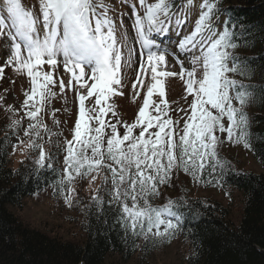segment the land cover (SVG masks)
Masks as SVG:
<instances>
[{"label":"snow or ice","instance_id":"obj_1","mask_svg":"<svg viewBox=\"0 0 264 264\" xmlns=\"http://www.w3.org/2000/svg\"><path fill=\"white\" fill-rule=\"evenodd\" d=\"M121 2L132 9L131 38L124 27L125 14H120L118 28L110 15L113 6L107 0H39V16L26 9L22 0H0V40L6 57L0 65V78L9 67L18 75H27L31 88L25 91L21 107L30 122L24 135L38 139L46 135L51 143L52 136L61 137L63 133L49 128L44 115L57 95L53 71L63 65L71 77L67 85L62 77L58 78L59 90L62 94L66 88L78 85V118L72 139L63 140V169L54 187L71 206L76 179L91 177L94 181L107 173L92 196L97 210L103 212L105 204L114 206L116 222L126 237L167 240L179 230L182 213L178 209L185 201L169 198L165 204L155 205L160 187L170 183L175 170L191 175L194 181H200L206 172L212 179L204 182L216 180L220 186L217 177L223 176L229 164L219 156L222 141L218 133H227L228 141L243 143L245 148L251 146L244 108L252 92L250 86L229 75L243 72L242 58L231 51L239 46L234 39L235 25L230 27L226 21L223 31L214 26L221 13L220 0H202L194 30L177 44L180 52L199 47L200 55L189 61L187 69L179 56L163 44L173 20L177 27L187 22L184 6L173 11L174 0H138L141 15L134 0ZM185 2L192 4V0ZM137 50L141 71L136 82L143 88L141 73H150V83L136 119L129 123L118 118L112 98L123 95L118 90L123 87L121 69L131 65ZM169 55L180 63L178 73L168 70ZM44 65L51 70L44 71ZM176 76L186 86L185 101L192 96L188 109H177L186 116L183 126L180 119L174 121L169 115L172 109L165 98V78ZM137 83L132 85L133 101L140 95ZM154 94H158L156 100ZM86 101L90 103L86 105ZM8 111L17 110L9 107ZM57 111L52 110L51 116L58 128ZM18 125L20 121L13 120L12 126ZM60 143L56 141L57 148ZM27 146L39 150L35 161L39 168L45 167L46 160L52 167V157L41 143L30 139ZM101 191L109 197L107 201Z\"/></svg>","mask_w":264,"mask_h":264},{"label":"trees","instance_id":"obj_2","mask_svg":"<svg viewBox=\"0 0 264 264\" xmlns=\"http://www.w3.org/2000/svg\"><path fill=\"white\" fill-rule=\"evenodd\" d=\"M219 7L221 13L214 26L223 31L226 21L230 27L235 25L234 39L239 46L231 51L242 58L243 72L229 75L250 86L252 92L246 104L251 107L246 111L251 132V146L247 150L264 170V0H220ZM0 119L5 124L1 115ZM16 133L6 131V126L0 133V264H107L113 258L127 263L135 257L152 256L173 239L189 243L188 264H264V174L233 167L230 158L223 153L222 143L218 153L229 166L224 168L222 177H217L220 186L216 180L205 183L212 179L206 172L200 181H194L191 175L175 170L170 183L160 187L155 205H163L169 198L185 201L178 209L182 220L172 238L153 242L143 237H126L116 222L114 206L105 204L103 212H99L92 197L79 194L83 239L73 242L31 228L11 211V208H21L25 199L46 189H50L55 198L59 196L54 181L63 169L64 160L63 144L57 148L59 139H54L48 144L51 168L47 160L44 168L36 165L37 152L33 149L17 169H12L10 152ZM104 175L107 173H101L97 189ZM182 177L198 182L203 188L238 193L241 197L239 219L235 222L230 210L216 201L189 196L188 186L180 180ZM86 179L78 178L74 184L82 186ZM108 187H111L110 182ZM100 194L105 201L109 199L103 191Z\"/></svg>","mask_w":264,"mask_h":264},{"label":"rangeland","instance_id":"obj_3","mask_svg":"<svg viewBox=\"0 0 264 264\" xmlns=\"http://www.w3.org/2000/svg\"><path fill=\"white\" fill-rule=\"evenodd\" d=\"M109 4L113 6V11L110 15L116 19L117 27L119 28L120 14L124 13V27L128 30L129 37L134 36V31L131 27L130 17L132 16V9L127 3H122L121 0H107ZM137 9L140 10L141 15H143V10L139 8L138 0H134ZM149 3L155 2V0H148ZM23 5L26 9L34 10L36 15H40V4L39 0H22ZM189 17L184 25L185 30L172 32L171 37L168 36L164 39V46L168 47L171 52H174L179 56V59L183 61L185 69L189 68V61L192 60L194 56L200 55L199 47L192 51L180 52L177 49V44L183 37L189 35L194 30L196 21L200 15V3L197 0H192L190 6ZM172 28L177 27L175 20L171 24ZM119 35V33H118ZM173 36V37H172ZM155 38V37H153ZM155 39H159L156 37ZM3 41L0 40V65H3L5 56L3 55L4 49L2 47ZM168 70L179 72L180 63L177 62L171 55L167 57ZM44 71L51 70L48 65L43 66ZM139 65V50L132 57L130 66H123L121 69L122 84L123 87L118 90L123 93V95H117L113 97L116 110L119 113V117L129 123L134 121L138 115V111L143 104V100L146 97V89L150 83V73H141V79L143 80L144 87L141 88L140 84L136 82V76L140 72ZM87 72V69H86ZM200 73H197L199 76ZM62 77L67 85L68 80L71 77L70 73H66L63 69V65H59L53 71V78L57 79V86L54 91L57 95L51 99L50 103L47 105V114L44 115V121L49 128L54 131H62L63 135L61 137L52 136L51 140L59 139L63 144L64 138L69 140L72 139L75 122L78 118V97L77 89L78 85L73 84L74 88H66L64 93H60L58 78ZM87 79V77H85ZM89 83H91L89 81ZM133 83H137L136 91H139L140 95L133 101L135 92L132 88ZM165 98L168 100L172 111H170V116L173 120L180 119V125L183 126L184 119L186 116L183 112L177 111V109L183 108L188 109L189 104L192 100V96L187 97L185 101L184 96L186 95V86L184 82L176 77L165 78ZM31 83L30 79L26 74L18 75L12 68H5L3 78H0V115L6 120L5 124L0 119V133H2V127L6 126V131L9 130L10 133L17 132L15 136L12 137V147L10 152L11 168L17 169L19 165L29 156V150H33L28 147V143L31 140H36L38 143L43 145L45 153L48 155L49 142L48 137L45 135L43 139H38L36 137H27L24 135L25 129L28 127L29 119L25 116L24 110L22 109L23 102L25 100V91L30 90ZM83 91V90H80ZM158 94H154L153 99H157ZM91 99H94L91 98ZM175 102V103H173ZM90 101H86V105ZM237 107H239L238 102H234ZM14 108L17 111L14 113L8 111V108ZM58 109L55 113V118L59 120V127L53 123V118L51 116L52 110ZM67 109V111L65 110ZM251 109L250 105H246L244 111H249ZM151 110V109H150ZM181 117H184L181 119ZM13 120H19L20 125L13 127ZM225 125L228 122L225 118ZM4 124V125H3ZM8 125V127H7ZM123 132V129H121ZM224 134V136H223ZM221 136L222 150L223 153L229 157L233 167L238 170L246 171L254 174H264L263 169L251 156L247 148L244 147L243 143L235 144L227 139V133H223ZM23 141V143H21ZM14 145L16 146L14 148ZM48 146V147H47ZM36 150V149H34ZM37 159L39 155V150H36ZM63 166V164H62ZM95 175V173H94ZM101 176L92 181L91 177L84 180V184L76 185L73 184L75 189V194L72 196V203L69 206L64 199V196L60 194L56 198L52 195L50 189H46L43 192L31 196L23 201L21 208H11V211L19 217V219L27 226L34 228L36 230L42 231L52 237H57L65 241L78 242L83 239L82 230V218H81V208L79 206V194L85 197H92L101 182ZM183 180L189 188V196L193 198H201L204 200L216 201L217 204L230 210L233 220L236 222L239 219V211L241 210V197L238 193L229 191H223L221 189H207L203 188L198 182L195 183L192 180L182 177ZM191 248L189 243L182 239H173L169 241L166 245L161 246L154 254L148 258L135 257L131 261L124 263L119 262L117 258L110 259L107 264H188L190 259Z\"/></svg>","mask_w":264,"mask_h":264},{"label":"bare ground","instance_id":"obj_4","mask_svg":"<svg viewBox=\"0 0 264 264\" xmlns=\"http://www.w3.org/2000/svg\"><path fill=\"white\" fill-rule=\"evenodd\" d=\"M264 171V170H263ZM257 175H260V174H257Z\"/></svg>","mask_w":264,"mask_h":264}]
</instances>
